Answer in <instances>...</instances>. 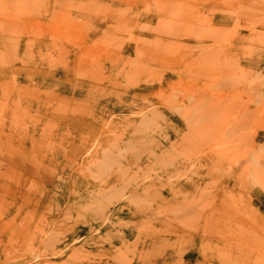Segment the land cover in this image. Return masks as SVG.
I'll return each mask as SVG.
<instances>
[{
	"label": "rangeland",
	"instance_id": "obj_1",
	"mask_svg": "<svg viewBox=\"0 0 264 264\" xmlns=\"http://www.w3.org/2000/svg\"><path fill=\"white\" fill-rule=\"evenodd\" d=\"M0 264H264V0H0Z\"/></svg>",
	"mask_w": 264,
	"mask_h": 264
}]
</instances>
